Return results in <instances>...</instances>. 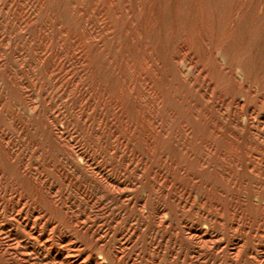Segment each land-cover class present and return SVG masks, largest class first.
Returning <instances> with one entry per match:
<instances>
[{
    "label": "rangeland",
    "instance_id": "374dc122",
    "mask_svg": "<svg viewBox=\"0 0 264 264\" xmlns=\"http://www.w3.org/2000/svg\"><path fill=\"white\" fill-rule=\"evenodd\" d=\"M154 1L170 7L175 0L148 3ZM197 3L205 5L200 17L214 24L218 40L230 31L231 48L218 47L216 56L234 74L240 105L229 114H235L239 140L227 150L238 155L239 167L199 140L192 141L188 160L174 138L177 132L181 141L184 134L170 122L166 139L148 156L110 101H98L73 44L86 29L78 8L102 33L89 2L52 0L46 15L36 0H0V264H264V0H184L183 31L191 36L196 27L188 11ZM174 23L169 13L162 31L171 53V92L188 94L206 109L201 62L173 59L183 34ZM160 36L150 35L158 50ZM194 41V49L206 54L207 43L198 35ZM126 44L137 56L133 41ZM99 54L103 71L113 77ZM204 156L211 169L201 165Z\"/></svg>",
    "mask_w": 264,
    "mask_h": 264
},
{
    "label": "bare ground",
    "instance_id": "6f19581e",
    "mask_svg": "<svg viewBox=\"0 0 264 264\" xmlns=\"http://www.w3.org/2000/svg\"><path fill=\"white\" fill-rule=\"evenodd\" d=\"M85 1L89 2L90 12H94L97 14L98 20L103 29L102 33H100L96 28L97 26L91 25V21L87 16V10L83 8L77 9V13L86 22L84 38L78 41L73 39V44L74 46H76L75 49L80 54L79 60L85 68L83 74L89 79L90 90L96 96L98 101L102 105L106 101H110L111 107L114 110V113H116L115 117L118 119V121L125 122L127 130L129 131V135L135 136L136 140L139 139L141 142H143L148 156H153V154L162 145V142L166 139V123L170 122L176 123L177 126H180L184 134V138L181 141L180 135L177 132L174 134V138L179 140L181 149L187 152L186 154L188 160H191L194 156L193 150L190 149L192 141L199 140L203 142V146L209 151V153L218 155L228 164H232L238 167L241 166L242 163L239 160L238 155L235 154V152L227 150L228 147H234L239 140L238 133L235 130L236 125L234 124L235 114H229V109L231 106H234L236 108V105H240V103L236 101L235 92L233 93L234 74L232 67L223 65V63H221V61H219L218 57L216 56V50L218 47L226 45L227 47L231 48L232 42L229 34L230 31L228 30L222 40H218L217 31L214 27V24L209 20L200 17L205 12V5L203 3L195 4L188 11L189 14L191 13L194 16V26L196 27V29L194 28L193 32L194 35L191 36L183 31L184 24L186 23V12L182 7V3L184 0H175L170 7H166L163 4L158 5V3L155 1L148 3V0ZM51 4L52 0H36L38 9L43 10L46 15L50 12ZM169 13L172 16V21L175 22V26H178L183 33L177 41L178 51L177 54L173 56V59L177 61L180 57H187L190 60H197L196 63L201 62L199 73L203 76V79L205 81L206 90L205 93H203V98L205 99V104L208 105L206 109L204 108L203 104L194 101L188 94L185 95L184 93L181 98L175 92H171V88L173 85L170 86L171 75L167 69V61L169 57L168 54L171 53L168 42L166 41V38L162 33L164 21L166 20ZM60 30L62 32H65L66 34L68 32L67 28L65 27H61ZM152 32H156V36L157 33L161 34L160 44L162 46L159 50L157 49L158 43L156 42L154 44V39L150 37ZM195 35L200 36L202 38V41H205L207 43L206 54H201L194 49ZM207 38L209 39L207 40ZM126 39L133 41L136 52L138 54L137 56L133 51L129 50V47L126 44ZM99 53L103 54L107 59L113 77H108L107 74L103 71V60L101 59ZM141 87H143V91H141ZM126 89L129 90V95L125 94ZM140 102L142 105L138 104ZM240 108L243 109L244 105ZM195 111L201 114L197 115ZM191 113L194 114L193 120L189 119V115ZM205 133L208 134V137L206 138H204L205 135H207ZM167 162L171 167L178 168L179 172L182 175H187L194 183H197L198 177L193 173L187 172L186 168L175 159L168 158ZM200 162L201 165L206 169H211L213 167L210 164V159L208 156H204L200 160ZM221 170L224 171L223 173L225 178L229 177L230 179H232L234 177L231 170L219 169V171ZM256 170L253 171L257 172ZM216 171L217 170H215V172ZM226 172L229 173L227 174ZM233 184L236 185V183ZM204 185H206V187L210 191H213L214 187L212 184L205 182ZM180 191H182V189H180ZM179 204L181 203L179 202ZM160 211H162V208L159 209L158 213ZM32 214L34 216V213ZM41 219L42 218L40 216L37 217L36 222L34 223H40Z\"/></svg>",
    "mask_w": 264,
    "mask_h": 264
}]
</instances>
